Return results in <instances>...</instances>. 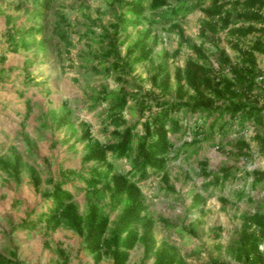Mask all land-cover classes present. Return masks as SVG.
Returning <instances> with one entry per match:
<instances>
[{
    "label": "rangeland",
    "instance_id": "374dc122",
    "mask_svg": "<svg viewBox=\"0 0 264 264\" xmlns=\"http://www.w3.org/2000/svg\"><path fill=\"white\" fill-rule=\"evenodd\" d=\"M110 0H52L51 7L45 11L32 0H0V53L5 61L0 63V156L12 158L14 154L22 159L21 179L15 183L0 169V253L8 255L15 248L22 264H56L55 245L64 248L69 254L68 264H91L92 257L80 248V237L71 230L59 226L44 235L38 214L47 209L50 200L43 197L51 189L52 181L60 178L61 172L73 170L75 173L64 188L73 194V200L84 211L88 193L85 182L92 162H83L87 139H80L81 132L88 128L90 141L107 142L114 139L116 126L106 119L111 98L97 101L96 96L103 91H116L120 85L127 90L145 92L151 88L148 75L151 65L148 61L137 63L128 75L127 82H118L111 70L104 75L110 58L101 55L104 43L100 40L104 30L109 29L113 20V6ZM174 1V0H171ZM44 14L43 33L27 38L30 46L10 51L8 34H15L13 41L22 42L21 33L33 24L39 12ZM156 14V11L154 13ZM41 16V15H40ZM155 18L158 16L154 15ZM203 13L195 10L179 15L177 21L192 44L204 43L210 51L209 41H202L198 35L199 20ZM240 24V22H238ZM152 32L158 35L152 58L154 63L173 74L176 66H183L185 59L192 53L187 46L172 55L176 48L177 36L165 21L153 22ZM130 35L126 43L120 45L121 55L125 46L133 39ZM218 44L234 59L236 53L226 43L223 32L218 34ZM44 44L39 45V41ZM169 52L165 57L164 52ZM213 60V57H210ZM259 67H264V56L257 54ZM214 64H216L214 62ZM174 81L171 78V88ZM157 92V89H153ZM256 96H253V95ZM252 98L264 104L259 88ZM30 106L25 116L26 105ZM157 110L155 106L145 109L139 115L134 100H129L123 110L124 124H134V132H141L140 122ZM66 116V123L56 126V119ZM182 129L169 134L173 144L166 169L169 174L171 191L160 178V173L147 168V174L140 177L133 172L132 152L123 158H114L113 173H127L140 186L146 212L152 218V233L156 246L165 242L184 259L186 264H242L230 252L241 226L242 216L260 210L264 213V181L250 188L252 169H264V154H257L258 144L253 139L259 126L250 122L243 136L249 142L253 153L251 159L236 158L231 151V143L238 135V126L231 124L220 137L214 133L205 138H197L191 143L192 135L185 133L184 126L195 127V123L209 124L213 117L199 118L197 113L178 111ZM189 142L184 144V142ZM219 145V146H217ZM202 163H205L204 166ZM33 167L40 177L39 192H35L29 181V169ZM231 168L234 175L223 184L206 185L210 176L203 170L219 173L222 168ZM200 192L204 201L191 207L192 195ZM242 192L241 198L238 193ZM107 198H100L101 210L109 212L105 204ZM117 211L109 213L114 219ZM23 218L36 222L35 226L13 229ZM166 220V222L164 221ZM216 232L219 235H215ZM49 240L51 247L44 245ZM264 250V241L260 245ZM142 247L136 245L129 252L126 264H137L142 259ZM153 254L144 260L151 264ZM99 264H112L103 258Z\"/></svg>",
    "mask_w": 264,
    "mask_h": 264
},
{
    "label": "trees",
    "instance_id": "16d2710c",
    "mask_svg": "<svg viewBox=\"0 0 264 264\" xmlns=\"http://www.w3.org/2000/svg\"><path fill=\"white\" fill-rule=\"evenodd\" d=\"M41 9L47 11L52 0H32ZM117 3V10L113 11V20L109 22V29L104 30L100 40L104 43L101 55L110 58L109 65L104 70L107 76L112 70L115 79L127 82L124 75H128L137 63L148 61L151 71L148 80L151 88L145 92L127 90L120 85L116 91H103L96 96L97 101L111 98L106 112V119L116 125L111 131L114 139L107 142L90 141V131L84 129L79 138L87 139L86 152L82 156L83 162H92L86 176H80L85 182L88 199L84 211L79 209L73 200V194L64 184L70 181L73 170H64L60 178L52 181L51 189L43 197L50 200L46 210L38 214V221L42 222L44 235L59 226L71 230L80 237V248L92 257L91 264H99L107 258L112 264H126L129 252L136 245L142 247V259L137 264H145L144 260L153 254L151 264H186L168 243L156 246L152 233L153 220L146 212V204L140 186L127 173H113L114 158L127 157L133 149V172L140 177L147 174V168L160 173V178L171 191L169 174L166 169L168 157L173 144L169 138L171 132L181 130L178 117L173 114L178 111L197 113L199 118L213 117L209 124L196 122L195 127L184 126V132L190 133L191 143L197 138L210 136L214 133L220 137L231 124L238 126V135L231 143V153L236 158L251 159L253 153L249 142L243 133L247 124L255 123L258 128L253 139L258 144L257 154H264V104H258V98H252L254 90L259 88L264 98V67H259L257 54L264 56V0H110L111 6ZM195 10L203 13L199 20L198 35L202 41L212 43V50L208 51L204 43L189 42L184 29L176 20L179 15H185ZM156 11V14H151ZM41 15V16H40ZM158 18H155V16ZM44 14L40 11L34 18L33 24L26 28L21 35L22 42L13 41L15 34H8L10 51L19 47L30 46L27 38L43 33L42 24ZM165 21L177 36L176 48L172 55L176 56L182 46H187L192 55L188 56L183 66H176L173 74L166 70L162 63H154L152 53L158 42V35L152 32L153 22ZM240 22V24H238ZM133 39L126 44L124 54L119 47L126 43L130 35ZM223 32L226 43L236 53L232 59L221 47L218 34ZM44 40L39 41V45ZM169 52L165 51L167 57ZM213 57V60L210 59ZM5 61V55L0 53V63ZM214 62L216 64H214ZM171 78L174 86L171 88ZM153 89H157L155 92ZM253 96H256L255 94ZM136 103L139 115L145 109L155 106L157 110L149 113L141 122V132H134V124H124L123 110L129 100ZM30 106L26 105L25 116H28ZM56 126L65 124L66 116L60 115L56 119ZM189 142H184L188 144ZM219 146V145H217ZM203 166L205 163H202ZM205 167V166H204ZM0 169L19 183L22 171V159L14 154L12 158L0 156ZM210 179L206 185L223 184L234 175L231 168H222L219 173L203 170ZM250 188L264 181V169H252ZM29 181L35 192H39L40 177L36 170L29 169ZM243 193L240 191L238 197ZM100 198H107L106 205L109 212L101 210ZM200 192L192 195L191 207L203 202ZM116 210L114 219L109 213ZM166 222V220H164ZM36 222L23 218L13 229H25L35 226ZM215 235H219L217 232ZM264 241V213L256 210L242 216L238 234L230 246L233 258L242 264H264V250L260 245ZM44 245L51 247L50 241ZM57 255L56 264H68L69 254L59 245L53 247ZM0 264H22L16 254V249L9 250L8 255L0 253Z\"/></svg>",
    "mask_w": 264,
    "mask_h": 264
}]
</instances>
